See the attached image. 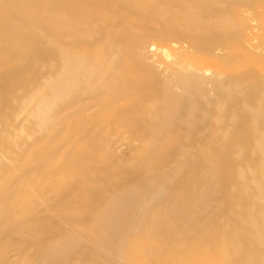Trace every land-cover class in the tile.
I'll use <instances>...</instances> for the list:
<instances>
[{
	"label": "rangeland",
	"instance_id": "1",
	"mask_svg": "<svg viewBox=\"0 0 264 264\" xmlns=\"http://www.w3.org/2000/svg\"><path fill=\"white\" fill-rule=\"evenodd\" d=\"M15 1L0 0V5L10 7ZM168 4L157 3L160 7ZM90 7L106 9L92 2ZM113 10L112 5L109 19L117 17ZM256 12L263 20L264 10ZM142 15V22L129 24L128 29L112 26L123 33L117 37L123 42L120 49L107 39L87 46L65 41L53 44L48 41L46 21L39 40L25 44L39 53L18 55L8 63L6 69L11 70L0 79L4 81L0 86V180L4 187L16 189L15 200L27 196L54 199L58 188L64 189L60 199L86 200L79 211L90 216L93 224L78 232L91 244L96 239L108 244V228L101 226V217L127 216L132 211V195L140 194L136 206L155 203L148 214L159 223L149 225L137 219L141 232L130 237L133 242L145 243L159 236L154 232L162 231L158 239L165 243L153 248L165 251L164 260L176 263L186 249L211 254L204 264H244L246 259L264 258V169L250 146L263 135L262 129L255 123L258 132L248 133L252 122L239 116L240 109L235 117L232 112L202 117V112H207L202 102L196 110L181 103L167 111L159 97L168 92L175 71L152 47L168 50L181 61L187 34L174 17L156 16V8H146ZM129 18L135 20L136 15ZM24 28L33 30L30 24ZM47 41L50 46L43 50ZM98 44L105 46L102 57L107 62L104 60L88 80L80 77L77 87L68 90L66 100L55 98L49 84L57 73L69 69L60 64L65 55L86 60ZM106 50L109 55H104ZM120 55L124 59L113 68L110 62ZM214 62L208 59L209 64ZM128 67L129 81L121 74ZM243 67L240 72H247L231 78L217 91L214 109L223 93L228 105L222 102L218 108H227V112L231 103L240 101L237 92L247 90V98L256 95L250 87L255 85L253 78L243 81L240 77L248 72L254 75L258 67ZM77 74L71 73L67 83L77 80ZM144 95L148 100H143ZM255 98L264 101V93ZM243 102L235 104L240 108ZM249 109L256 111L257 121L264 117V104L258 111ZM87 189L90 195L85 193ZM69 232L61 227L62 238Z\"/></svg>",
	"mask_w": 264,
	"mask_h": 264
},
{
	"label": "bare ground",
	"instance_id": "2",
	"mask_svg": "<svg viewBox=\"0 0 264 264\" xmlns=\"http://www.w3.org/2000/svg\"><path fill=\"white\" fill-rule=\"evenodd\" d=\"M79 1L80 4H75L74 0H17L11 3L10 7L0 5V18L3 19V23L0 24V79L6 70H11L6 67L18 55L23 57L31 52L39 53L35 47H26L25 44L32 40H39L40 31L46 21L49 22L50 39L48 41L53 44L65 41L87 46L93 45L100 39H107L110 45L120 49L123 42L117 37L123 33L112 29V26L121 25L128 29L127 25L142 22V13L146 8H156V16L165 19L174 17L185 28L187 34V46L185 45V50L180 53L183 57L181 61L172 56L168 50L152 47V50L158 51L175 71L171 73L174 82L170 85L168 92L163 91L159 97L160 104L164 105L167 111L181 103L186 104L189 109L196 110L203 102L207 112H202V117H207L210 113L228 115L231 112L235 117L234 114H237L240 109L239 116L248 118L253 123L247 127L248 133L258 132L254 129L255 123L262 129L263 135L250 146L260 169H264V117L257 121L256 111L249 109L255 107L258 111L264 104L262 99L255 98L264 93V35L261 34L264 31V19H258L259 15L256 12L258 9L264 10V0H258L257 4H251L250 0ZM90 2L105 6L106 9L95 10L90 7ZM164 2L169 4L165 7L157 5ZM112 5L116 19L108 18V11ZM130 15H136V19L130 21ZM26 24H30L33 30L26 31L27 29L24 28ZM80 27L83 28L79 29ZM48 41L42 47L43 50L50 46ZM180 48L182 47L176 46V49ZM105 49L103 44H98L86 60H75L71 55H65L60 64L62 68L69 69L57 73L55 80L51 82V85L49 84L53 96L66 100L68 90L77 87L80 77L84 76L88 80L90 75L99 71L101 64L106 60L102 57ZM49 51L53 54L51 47ZM58 53L63 54L61 51H56V54ZM109 54L110 50L104 53V55ZM201 57H205L204 60H199ZM123 59L124 55H120L110 62V65L115 68ZM208 59L215 62L209 64ZM250 64L258 67L256 73L252 75L253 73L248 72L240 78L243 81L253 78L255 85L250 87H253L256 95L247 98V94L249 96L247 90L237 92L235 95H238L240 101L231 103L229 106L231 110L227 112V108L224 110L218 108L222 102L225 106L228 105V98L223 93L218 107L214 109L213 100L217 91L224 89L225 83L231 78L239 76V73L247 72L240 71L244 68L243 66L247 67ZM73 72H78L77 80L67 83ZM121 74L125 75L129 81L130 78L127 76L130 74L129 67L122 69ZM85 79L82 78L83 81ZM3 82L0 81V86ZM142 98L148 100L146 95ZM143 100L140 99V101ZM241 100L245 103L243 102L239 108L235 103L242 102ZM233 108L236 109L235 112ZM239 147L236 145V148ZM255 188L259 189L260 183H257ZM15 190L12 187H4V182L0 180V264H204V261L211 260V254L199 255L194 249H186L182 259L176 263L164 260L165 251L160 247L153 248L165 243L164 240L158 239L162 231L154 232L159 234V236L156 235L155 240L145 243L133 242L130 235L133 232V234L141 232L137 219L138 222L144 221L149 225L159 223L148 214L155 203L151 204L152 201H147L143 207L136 206L140 194L132 195V201H130L133 202L132 211L127 216L103 215L101 217V226L108 228V244L97 239L91 244L78 232V229L87 228L93 224L90 216L84 217L79 211L85 206L86 203L83 202L86 200L77 202L78 199L74 198H58L63 188L54 191V199H33L27 196L22 200H15L16 197H13L16 194ZM88 190L85 193L90 195ZM122 218L125 220L123 223ZM63 225L70 230L64 238L60 233ZM144 244H147V247ZM134 245L135 249H133ZM240 256H243L241 251ZM261 261H264L263 257L254 261L243 260L244 264Z\"/></svg>",
	"mask_w": 264,
	"mask_h": 264
}]
</instances>
